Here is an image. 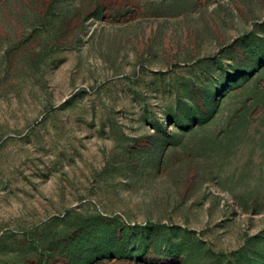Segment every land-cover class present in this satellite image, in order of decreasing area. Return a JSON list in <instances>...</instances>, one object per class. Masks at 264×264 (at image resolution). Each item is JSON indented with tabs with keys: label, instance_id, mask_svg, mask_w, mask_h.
I'll list each match as a JSON object with an SVG mask.
<instances>
[{
	"label": "rangeland",
	"instance_id": "1",
	"mask_svg": "<svg viewBox=\"0 0 264 264\" xmlns=\"http://www.w3.org/2000/svg\"><path fill=\"white\" fill-rule=\"evenodd\" d=\"M0 264H264V0H0Z\"/></svg>",
	"mask_w": 264,
	"mask_h": 264
}]
</instances>
